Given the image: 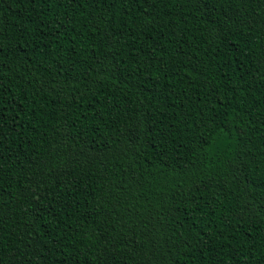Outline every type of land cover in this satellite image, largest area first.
<instances>
[{"label":"trees","instance_id":"1","mask_svg":"<svg viewBox=\"0 0 264 264\" xmlns=\"http://www.w3.org/2000/svg\"><path fill=\"white\" fill-rule=\"evenodd\" d=\"M0 264H264V0H0Z\"/></svg>","mask_w":264,"mask_h":264}]
</instances>
